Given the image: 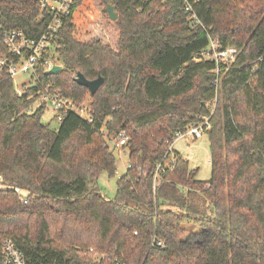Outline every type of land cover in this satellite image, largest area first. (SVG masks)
<instances>
[{
    "label": "trees",
    "instance_id": "trees-1",
    "mask_svg": "<svg viewBox=\"0 0 264 264\" xmlns=\"http://www.w3.org/2000/svg\"><path fill=\"white\" fill-rule=\"evenodd\" d=\"M85 4L107 20L114 8L113 45L79 18ZM44 14L38 0H0L4 29L32 39ZM53 37L57 75L37 72L19 95L0 73V249L12 240L25 264H264V0H73ZM210 39L235 60L200 58ZM77 73L104 83L90 95ZM47 85L76 107L88 97L91 122L69 112L51 129L43 106L29 113ZM204 118L211 173L199 181L165 155ZM121 131L128 164L108 200L97 182L115 176L108 136Z\"/></svg>",
    "mask_w": 264,
    "mask_h": 264
},
{
    "label": "built area",
    "instance_id": "built-area-1",
    "mask_svg": "<svg viewBox=\"0 0 264 264\" xmlns=\"http://www.w3.org/2000/svg\"><path fill=\"white\" fill-rule=\"evenodd\" d=\"M38 2L40 18L44 13V15L49 16L45 31L38 38H29L19 30H6L0 21V73L8 75L13 81L18 76H26L27 80L21 84V88L23 86H36L37 72H46L54 65H59L56 60L52 59V56H46V52L53 44V35L57 33L61 25V16L69 13L73 0H38ZM236 54L237 50L235 48L223 49L217 40L210 39L208 48L200 54V58L208 57L214 59L217 63H232ZM22 91L23 88L17 90L19 95ZM34 97L36 99L28 109L29 113L43 106L45 109L50 108L53 111V117L58 123L69 112H75L80 118L91 122L86 104L76 107L72 101L63 97L60 91L50 90V85H47L44 89L39 88L31 98ZM208 120V118H204L202 122L187 127L185 131L175 133L165 156L174 150V144L178 140L185 139L193 142L205 135L209 130ZM126 140L125 132L121 131L115 139H111V143L114 148H122ZM170 163H173L172 159H169L166 165L168 166ZM146 169L148 168L146 167ZM161 169L162 165L158 164L155 179ZM15 192L20 193V190L16 188ZM157 245L159 246L161 243L158 242ZM0 264H25L22 253L10 239L5 240L1 246Z\"/></svg>",
    "mask_w": 264,
    "mask_h": 264
},
{
    "label": "rangeland",
    "instance_id": "rangeland-1",
    "mask_svg": "<svg viewBox=\"0 0 264 264\" xmlns=\"http://www.w3.org/2000/svg\"><path fill=\"white\" fill-rule=\"evenodd\" d=\"M79 18L84 22L90 25V27H96L97 25L105 27L108 33V36L104 37V40L113 45L115 38L112 36V33L109 31V26H107V19H105L101 13V8L95 6L94 4H85L79 13ZM27 80L26 76H18L14 80V86L17 90H22L21 84ZM89 98L87 97L84 104H88ZM208 105H212L214 108L215 101H212ZM54 113L50 108L45 109L43 116L41 117V123L48 125L51 129H57L58 122L53 117ZM106 134V133H105ZM108 145L110 150L113 152L116 159V173L113 178H108L105 174H102L97 182V185L100 189V192L108 200H112L115 196L116 190V181L117 179L125 173L128 164V151L121 147L114 148L111 143V137L108 136ZM174 148L179 152L181 157L188 161L189 167L192 169H197L198 173L196 179L199 181H207L210 178V147L209 140L207 135H203L198 140L193 142L188 140H178L174 144ZM24 194V192H23ZM186 238L191 233L198 231V228L195 226L184 227Z\"/></svg>",
    "mask_w": 264,
    "mask_h": 264
},
{
    "label": "water",
    "instance_id": "water-1",
    "mask_svg": "<svg viewBox=\"0 0 264 264\" xmlns=\"http://www.w3.org/2000/svg\"><path fill=\"white\" fill-rule=\"evenodd\" d=\"M107 16L110 22H114L117 19V14L112 6L107 7ZM61 70V65H54L50 70H47L45 74L57 75ZM74 81L77 85L86 88L90 95H94L104 83V80L101 77L89 81L80 73H77Z\"/></svg>",
    "mask_w": 264,
    "mask_h": 264
},
{
    "label": "crops",
    "instance_id": "crops-1",
    "mask_svg": "<svg viewBox=\"0 0 264 264\" xmlns=\"http://www.w3.org/2000/svg\"><path fill=\"white\" fill-rule=\"evenodd\" d=\"M174 150H175V148H174ZM178 152V151H177ZM179 153V152H178Z\"/></svg>",
    "mask_w": 264,
    "mask_h": 264
}]
</instances>
